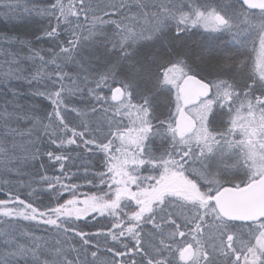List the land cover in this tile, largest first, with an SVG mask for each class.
Returning <instances> with one entry per match:
<instances>
[{
	"label": "snow or ice",
	"instance_id": "obj_1",
	"mask_svg": "<svg viewBox=\"0 0 264 264\" xmlns=\"http://www.w3.org/2000/svg\"><path fill=\"white\" fill-rule=\"evenodd\" d=\"M3 7L0 264H264V0Z\"/></svg>",
	"mask_w": 264,
	"mask_h": 264
},
{
	"label": "trees",
	"instance_id": "obj_2",
	"mask_svg": "<svg viewBox=\"0 0 264 264\" xmlns=\"http://www.w3.org/2000/svg\"><path fill=\"white\" fill-rule=\"evenodd\" d=\"M1 3L5 4L8 3L9 0H0ZM12 3H19L21 6L23 5V3H25L27 6L32 7L33 5L36 6H44L48 3L51 2V0H11ZM224 3H230L232 2V0H223ZM0 3V5H1ZM3 6V5H2ZM20 11H22L20 9ZM5 12H7V10H5ZM27 23L23 22V21H19V20H14L12 22H9L8 19L6 18L5 15L0 14V36L3 35H8V36H19L20 39L23 40H29V41H33L35 47L37 48H49L51 47V44L46 41V40H42L39 42L35 41V36L40 35L39 32L36 31V28L39 27L41 24L46 25L47 24V20L43 19L39 16H36L35 14H33L32 17H27ZM14 24H17V26H14ZM202 31V30H201ZM63 39V37H61ZM191 39L193 41H204L205 37L203 35H201L199 32L195 33L194 35H192ZM225 42V38H220L216 41H213V43L216 44H223ZM25 54H27L25 52ZM253 57V61H254V53L252 54ZM30 64H25L24 67H29ZM71 70V69H69ZM17 87L19 88V90L21 91V93H26L28 91V89L23 86V85H17ZM77 100L79 99V97L76 98ZM20 103L23 105L28 106L29 108L31 106H35L36 109H38L37 114L38 115H44L45 111H51V107L48 104V101L42 98H35V99H31L28 98L27 96H24L22 99H20ZM79 107H83L82 105H78ZM26 110H28V108H26ZM22 127H26L27 125H21ZM38 167V165H37ZM34 171V168H32L31 166L26 167L23 169V172L20 176H16V175H12V176H5L2 177V179H7V180H11L14 182V186L9 189L8 187H4V186H0V199H7V193L9 191H12L13 194H19L21 199H26L28 197V194L32 191V189L34 188H38L40 187V185L37 184H32L31 188L28 187V184L30 183L31 180L33 179H39V177H33L31 175V173ZM73 171H75V169H73ZM58 173L49 172V175H55ZM16 181H20L19 185H15ZM75 182V181H74ZM94 190V189H93ZM81 192H88L90 191L89 188L84 187L80 189ZM36 199H43L45 203L48 202V197L46 196H37L35 197ZM65 198H68L67 195H65ZM24 227H27V224L23 225ZM86 231H94V229H85Z\"/></svg>",
	"mask_w": 264,
	"mask_h": 264
},
{
	"label": "rangeland",
	"instance_id": "obj_3",
	"mask_svg": "<svg viewBox=\"0 0 264 264\" xmlns=\"http://www.w3.org/2000/svg\"><path fill=\"white\" fill-rule=\"evenodd\" d=\"M21 1H23V0H21ZM1 3V2H0ZM3 3H1V5H0V14H2V13H5V10H7V9H5L3 6ZM24 6H27L25 3H23V5L21 6V10L23 11V7ZM29 7V6H28ZM27 20H28V18H27ZM15 26H17V24H14V26H13V28L15 27ZM256 57H257V53H254V61H255V59H256Z\"/></svg>",
	"mask_w": 264,
	"mask_h": 264
}]
</instances>
